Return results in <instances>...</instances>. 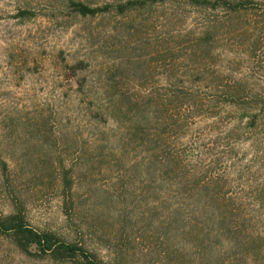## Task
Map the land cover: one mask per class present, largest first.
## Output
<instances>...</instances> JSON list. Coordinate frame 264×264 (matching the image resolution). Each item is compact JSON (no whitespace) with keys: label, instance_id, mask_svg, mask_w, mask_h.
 Listing matches in <instances>:
<instances>
[{"label":"rangeland","instance_id":"374dc122","mask_svg":"<svg viewBox=\"0 0 264 264\" xmlns=\"http://www.w3.org/2000/svg\"><path fill=\"white\" fill-rule=\"evenodd\" d=\"M161 10L94 17L74 12L69 0H0V212L21 202L35 227L84 242L105 259L120 251L124 264H259L251 254L234 256L223 238L210 236L215 248L195 252L199 242L190 245V236L164 235L146 153L112 121L101 81L115 58L157 55L147 35L131 37L127 27L150 16L149 34L157 36ZM133 62L122 82L139 89L144 71ZM0 264L53 263L20 256L0 235Z\"/></svg>","mask_w":264,"mask_h":264},{"label":"trees","instance_id":"16d2710c","mask_svg":"<svg viewBox=\"0 0 264 264\" xmlns=\"http://www.w3.org/2000/svg\"><path fill=\"white\" fill-rule=\"evenodd\" d=\"M69 5L94 17L162 9L155 39L146 24L150 16L127 27L131 37L147 35L145 43H155L157 55L115 58L101 81L110 91L112 121L124 124L129 143L138 142L146 153L147 181L158 184L164 204V235L190 236V245L199 242L195 252L207 247L210 236L223 238L234 256L251 254L264 264V0ZM132 60L144 71L139 89L122 82ZM151 63L161 70L157 80ZM0 235L30 260L124 264L120 251L110 249L105 259L84 242L35 227L18 201L9 213L0 212Z\"/></svg>","mask_w":264,"mask_h":264}]
</instances>
